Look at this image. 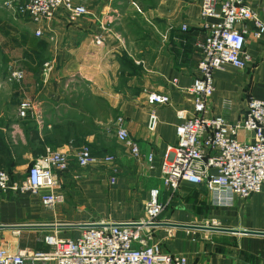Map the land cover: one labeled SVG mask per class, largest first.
Instances as JSON below:
<instances>
[{
	"label": "crops",
	"instance_id": "0c3cea01",
	"mask_svg": "<svg viewBox=\"0 0 264 264\" xmlns=\"http://www.w3.org/2000/svg\"><path fill=\"white\" fill-rule=\"evenodd\" d=\"M75 1L84 4L89 11L76 21H71L68 13L60 10L53 20L35 23L20 18L8 8L14 18L24 21L28 28L31 37L27 44L28 61L35 62L34 65L40 62L38 69L25 70L22 83L0 76V136L10 151L6 169L14 179L20 178L22 168H28L45 148L62 150L68 152L71 160L69 170L58 172L60 190L66 194L63 204L76 205L86 213L89 207L94 210L91 217L96 220H82L80 223L139 220L133 219L135 210H139L141 205L145 207L152 188H159L161 196L164 191L169 196L166 202L160 199L165 208L168 201L183 202L184 208L172 216L178 217L176 223L186 222L187 214L195 218L206 214L208 222L217 219L220 225L225 223L234 228L264 230V188L248 198L236 197L231 206H215L207 188H201L204 196H197L195 190H199L198 185L183 181L172 195L162 178L165 150L177 142L179 121L175 111L177 108L189 111L193 108V96L185 93L184 88L191 86L199 74L197 67L201 56L197 44L207 35L201 15L202 0ZM248 1L264 20V0ZM184 24L188 26L187 30L182 29ZM37 28L43 30V36L38 39L34 38ZM96 36L103 38L102 44H96ZM247 38L246 49L252 56L260 55L259 60L252 67L244 68L242 74L253 76L250 94L240 106L229 95L214 96L217 79H222L226 86L230 84L231 81L224 76H229L226 70L233 66L227 65L215 71L211 115H222L235 121L244 116L251 96L264 98V37L255 39L248 35ZM47 60H52L55 68L50 78L44 81L40 66ZM174 79L178 80L177 85L173 83ZM146 90H157L171 96V104L156 106L159 125L155 131L147 127L152 106L147 101ZM24 96L34 102L28 118L18 115L19 102ZM119 117L124 118V126L139 144V156H133L117 139ZM107 127L112 133L106 136L102 129ZM34 132L36 140L32 139ZM252 137L251 131L239 134L241 141H251ZM84 144H89L98 156L115 154L121 165L126 158H132V181L116 184L110 179L114 186H109L106 174L97 169L80 172L76 155ZM151 153L154 154L153 161L148 160ZM4 160L0 154V161ZM119 164L115 163L116 171ZM17 197L6 195L0 198V224L14 225L20 220ZM35 197L40 203L39 197ZM201 197L214 213L206 212L203 207L199 208L201 215H198L191 209L190 206L199 204ZM132 209L134 213L129 212ZM215 210L223 214H216ZM160 227L167 231L168 227ZM214 233L216 236L212 242L224 246H230L231 235H238L239 247L232 250L236 256L231 255V264H264L262 235ZM156 236L165 251L185 254L191 264L180 240L169 246L164 235ZM23 241H28V238Z\"/></svg>",
	"mask_w": 264,
	"mask_h": 264
},
{
	"label": "built area",
	"instance_id": "2783aa9c",
	"mask_svg": "<svg viewBox=\"0 0 264 264\" xmlns=\"http://www.w3.org/2000/svg\"><path fill=\"white\" fill-rule=\"evenodd\" d=\"M4 3L15 15L35 23L53 20L60 10L66 11L71 21L89 12L75 0H5ZM201 15L207 35L197 44L201 56L199 74L191 86L184 88L185 93L193 96V108L175 111L179 121L177 142L165 150L162 178L172 195L183 181L205 184L215 206H231L236 197L248 198L264 188V98L251 96L244 116L235 121L211 115L214 73L227 65L238 69L250 65L252 54L246 49L247 37H264V20L248 0H202ZM182 29L187 30L188 26L184 24ZM35 35L42 37L43 30L37 28ZM95 41L100 45L103 38L96 36ZM54 68L52 60L44 62L40 70L44 81L50 78ZM25 76L24 69L13 68L8 79L22 83ZM177 82L173 80L175 85ZM146 92L152 106L147 127L155 131L159 125L156 106L171 104V96L157 90ZM33 109V100L24 96L19 102L18 115L28 118ZM118 123L117 139L133 156H139L140 146L124 126V118L119 117ZM242 131L253 132L251 141L239 139ZM76 157L82 167L114 163L117 158L113 153L98 156L89 144H84ZM148 160L153 161L154 154H149ZM70 164L68 152L47 148L45 154L29 164L22 179H14L6 169H0V198L29 193L38 196L44 208L55 209L66 201L58 172L68 170ZM115 180L111 178L112 182ZM160 196L159 188L150 190L145 215L139 220H102L99 223L109 225L82 228L74 237L48 234L44 238L47 249L24 247L13 251L0 245V264H189L185 254L165 251L157 239L155 229L159 226L155 223L165 209ZM207 225L220 226V222L214 219ZM167 231L172 235V228L168 227Z\"/></svg>",
	"mask_w": 264,
	"mask_h": 264
},
{
	"label": "rangeland",
	"instance_id": "374dc122",
	"mask_svg": "<svg viewBox=\"0 0 264 264\" xmlns=\"http://www.w3.org/2000/svg\"><path fill=\"white\" fill-rule=\"evenodd\" d=\"M38 39L39 37L34 36ZM31 37L28 35V28L24 21L20 22L16 20L13 14L9 11L7 5H5L3 0H0V76H8L9 72L13 68H22L24 70L38 69L40 62L38 61L35 65L29 62V51L27 44L30 41ZM259 56H252V61L249 67H252V64H255L259 60ZM27 58V59H25ZM32 60V59H31ZM34 60V59H33ZM37 61V60H36ZM41 61V60H40ZM247 67V68H249ZM28 68V69H27ZM246 68V69H247ZM244 69H236L234 67H229L226 70V74L229 76H224L229 79L231 82L228 86L223 83L222 79H217V89L214 96H231L235 104L240 106L242 102L245 101L247 95L250 94L249 89L252 85L253 76H242ZM223 92H230L223 93ZM104 135L112 133L110 128L102 129ZM107 136V135H106ZM124 165H121L120 160H115L114 163H97L92 166L82 167L79 166L81 171H91L92 169H97L104 174H106L109 186H114L110 184V179L112 177L116 178V184L119 182H124L125 180L132 179L130 176L131 169L134 166L132 158H126ZM120 163L118 171L114 169L115 163ZM78 164V163H77ZM29 166V165H28ZM140 166V165H139ZM27 172V166L22 168L20 173L22 174L20 178L22 179ZM15 174L19 172H13ZM139 177H136L138 179ZM115 184V185H116ZM198 185L199 190H195L197 196H204V188H207L205 184H196ZM131 186V185H130ZM126 189L129 188V185L126 184ZM202 188V189H201ZM19 200L16 201V206L20 207V220L14 225H37V226H26V227H15L13 229H4L0 230V245L6 246L11 250H15L20 247V243L29 238L34 240L37 247H43L44 238L48 234L57 233L60 237H74L79 235L82 232V227L78 226L82 220H96L91 217V213L94 211L89 207L88 212L86 213L83 209H78L77 206H67L65 204L58 205L55 209L53 208H44L40 205L38 200L32 194H21L17 197ZM15 198V199H17ZM169 198L167 191H164L163 195L160 197L162 201H167ZM148 199V198H147ZM168 206L164 209L162 214L159 216V221L166 222H176V218L173 217V214L178 213V210L184 208L182 201H168ZM185 203H187L185 201ZM206 202H203L202 197L199 199V204L190 206L192 210H195L198 215H201L199 208H205V211L208 213H214L213 209L209 207ZM19 205V206H18ZM129 212L134 213V210ZM216 214H223L220 210H215ZM135 215L133 219H141L145 215V207L141 205L139 210H135ZM208 215H203V217L195 218L191 215H186V222L188 224H199L207 225L206 221ZM98 219V218H97ZM44 225V226H42ZM217 227H230L223 225ZM238 228V227H235ZM240 229V228H239ZM218 231H208L202 229H179L177 227H172V235H168V232L161 228H156L155 233L158 236H163L165 242L171 246L180 240V245L184 248V252L190 257L191 264H231L233 263L231 255L234 248L239 247L237 241L238 235L230 236V246H224L222 244L213 243L214 237ZM29 234V235H27ZM264 239V236H262ZM236 256V255H235Z\"/></svg>",
	"mask_w": 264,
	"mask_h": 264
},
{
	"label": "water",
	"instance_id": "95a60500",
	"mask_svg": "<svg viewBox=\"0 0 264 264\" xmlns=\"http://www.w3.org/2000/svg\"><path fill=\"white\" fill-rule=\"evenodd\" d=\"M155 224L158 226H166V227L202 229V230H212V231L231 232V233H246V234H255V235L264 236V230H255V229H239V228H234V227H217V226H210V225L187 224V223H176V222H166V221L157 222ZM77 225L81 226L82 228H86V227L109 225V224H103V223H99V222H86V223H80ZM26 226H37V225L0 224V229L15 228V227H26ZM42 226H44V225H42Z\"/></svg>",
	"mask_w": 264,
	"mask_h": 264
},
{
	"label": "trees",
	"instance_id": "16d2710c",
	"mask_svg": "<svg viewBox=\"0 0 264 264\" xmlns=\"http://www.w3.org/2000/svg\"><path fill=\"white\" fill-rule=\"evenodd\" d=\"M44 62L41 64L40 70H41V67L44 64ZM36 138L37 137L35 136V132H34V135H33L32 139L36 140ZM45 153H46V148H45V151L43 152V154H45ZM0 154L5 157L4 161H0V169H6V167L8 166V163H9L10 151H9L8 145L4 142V140H3V138L1 136H0ZM34 162H32V163H34ZM32 163H30V164H32ZM9 173L11 174V172H9ZM12 177H13V175H12ZM20 245H21V248H24V247H35L37 249H47V246L45 244L43 245V247H37L35 242H34V240L30 239V237L28 238V241H22V243H20Z\"/></svg>",
	"mask_w": 264,
	"mask_h": 264
}]
</instances>
